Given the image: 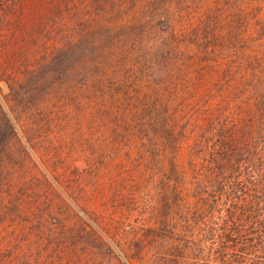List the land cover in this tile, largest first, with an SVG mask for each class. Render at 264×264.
<instances>
[{
  "label": "rangeland",
  "instance_id": "obj_1",
  "mask_svg": "<svg viewBox=\"0 0 264 264\" xmlns=\"http://www.w3.org/2000/svg\"><path fill=\"white\" fill-rule=\"evenodd\" d=\"M263 52L264 0H0V264H259Z\"/></svg>",
  "mask_w": 264,
  "mask_h": 264
},
{
  "label": "trees",
  "instance_id": "obj_2",
  "mask_svg": "<svg viewBox=\"0 0 264 264\" xmlns=\"http://www.w3.org/2000/svg\"><path fill=\"white\" fill-rule=\"evenodd\" d=\"M264 55V52H263ZM255 64H252V69L255 70V79L259 82L260 86L259 89H256V96L259 107H261L262 104V110H264V57L262 58V54H257L255 57ZM264 122V117H262V123ZM261 137V135L259 136ZM258 138V137H256ZM229 140L232 142H236L235 139L229 138ZM221 146V147H220ZM264 149V143L262 144ZM220 149V153L223 155H227L228 158L233 157L234 153L236 152V144H229L228 141L222 140L220 142V145L218 146ZM259 148L257 147L255 152L253 149V154L259 159V153L260 150L257 152ZM228 151L230 152L228 154ZM247 151H250V148L247 149ZM248 154H251V152H248ZM213 155V154H212ZM213 160L216 162L217 158L213 155ZM249 157V155H248ZM258 167V166H257ZM260 169L258 172H256V175H259L261 173L264 174V164L262 162H259ZM258 167V168H259ZM220 173H223L222 171ZM256 177V176H255ZM253 177H251L252 179ZM264 179V178H263ZM244 183V182H242ZM264 185V181H263ZM224 187H227L226 184H224ZM242 189V192L245 194V190ZM241 195L240 197L243 199V197H246L245 195ZM233 197H237L234 195ZM252 200L250 202H245V205L251 206L254 210L251 212H257L256 210H260L264 208V191H260L258 188H253V192H251ZM240 199V201L242 200ZM245 200V199H244ZM228 205L239 204L240 202L233 201V199L229 200ZM254 206V207H253ZM251 209V208H250ZM228 238L231 237V240L236 239L237 244L239 248H242L241 253L245 254L247 251L250 252L251 255L255 256L257 258V262L259 264H264V253L261 251V248H264V216L259 218L258 216H254V218H248L246 220L245 224L240 223H233L230 225V227L227 229Z\"/></svg>",
  "mask_w": 264,
  "mask_h": 264
}]
</instances>
